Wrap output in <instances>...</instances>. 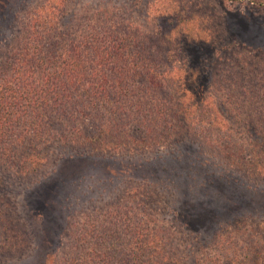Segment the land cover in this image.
<instances>
[{"label":"trees","instance_id":"obj_1","mask_svg":"<svg viewBox=\"0 0 264 264\" xmlns=\"http://www.w3.org/2000/svg\"><path fill=\"white\" fill-rule=\"evenodd\" d=\"M154 1L133 7L43 0L17 7L15 35L0 47V185L4 175L27 179L51 168L39 177L42 189L63 164L207 140L204 133L232 125L235 132L214 139L222 155L249 177L264 175V29L253 49L259 54L229 53L202 68L195 48L212 41L216 29H206L205 18L210 24L216 13L191 0L159 9ZM10 11L0 0L1 28ZM232 32L227 36L244 46ZM3 196L0 235L10 243L21 228ZM119 206L113 222L105 212L100 226L97 216L70 224L71 243L58 263L185 264L180 247L168 245L165 227Z\"/></svg>","mask_w":264,"mask_h":264},{"label":"rangeland","instance_id":"obj_2","mask_svg":"<svg viewBox=\"0 0 264 264\" xmlns=\"http://www.w3.org/2000/svg\"><path fill=\"white\" fill-rule=\"evenodd\" d=\"M4 1L11 11L0 26V47L15 35L20 15L17 7L38 5L43 0ZM91 1L98 4L107 0H68V4ZM110 1L133 7L147 2ZM171 1L180 4L189 0H155L153 6L159 9ZM191 1L217 15L210 24L205 18V28L211 33L216 29L212 41L195 48L202 53V68L211 69L217 56L229 53L259 54L253 49L260 43L256 35L264 29V0ZM230 27L234 35L238 31L244 46L227 36ZM226 127L232 129L221 127L204 133L207 140L185 139L145 153L88 156L85 163L63 164L58 167L57 178L43 184L47 189L36 186L39 177L51 168L27 179L4 175L0 189L5 196L2 192L0 196L13 207L21 230L11 232L10 243L1 233L0 264H59L71 243L67 238L70 224L79 227L89 216H97L100 226L105 212L112 213L113 222L117 204L119 208L133 207L141 219H153V224L165 227L168 245L180 247L185 264H264V175L249 177L224 158L222 145L214 139L238 129L236 125ZM55 182L56 187H51ZM134 189L140 196L133 195ZM187 213L189 218L184 217ZM73 233L75 229L70 228V235ZM19 236L16 243L14 238Z\"/></svg>","mask_w":264,"mask_h":264}]
</instances>
